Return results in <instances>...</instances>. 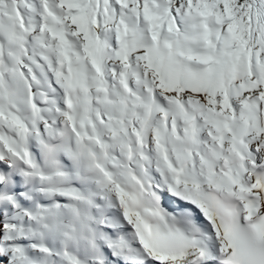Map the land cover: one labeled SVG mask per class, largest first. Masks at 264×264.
<instances>
[{
	"label": "snow or ice",
	"instance_id": "snow-or-ice-1",
	"mask_svg": "<svg viewBox=\"0 0 264 264\" xmlns=\"http://www.w3.org/2000/svg\"><path fill=\"white\" fill-rule=\"evenodd\" d=\"M0 264H264V0H0Z\"/></svg>",
	"mask_w": 264,
	"mask_h": 264
}]
</instances>
